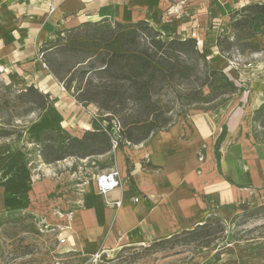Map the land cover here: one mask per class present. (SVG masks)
Masks as SVG:
<instances>
[{
  "label": "crops",
  "instance_id": "0c3cea01",
  "mask_svg": "<svg viewBox=\"0 0 264 264\" xmlns=\"http://www.w3.org/2000/svg\"><path fill=\"white\" fill-rule=\"evenodd\" d=\"M111 1L0 0V84L12 86L16 91L34 86L48 94L53 104L32 124L30 139L37 141L49 130H62L80 137L73 134L72 127L84 133L98 126L89 116L82 120L70 117L72 109H76L75 113L82 109L76 108V104H81L64 92L46 63L49 50L43 45L51 42L57 33L76 30L101 19L128 24L151 23L161 18L168 22L167 19L174 17L172 25H167L170 34L178 31L185 39L204 32L210 19H225L233 9L251 3L264 4V0H189L192 3L188 4L187 0H181L182 5L188 6V13L183 6L181 13L163 16L169 8L166 0ZM261 32L264 38V28ZM219 115L220 111L194 114L190 139L183 138L180 126L172 125L139 145L119 146L114 162L122 180L118 190L103 196L93 183L83 194L76 190L69 193V202L80 201L82 205L76 208L70 204L72 216L65 218L64 224L54 226L55 236L66 239L61 247L69 246L62 254H67L68 259H79L100 246L109 250L113 245L163 239L191 226L204 212L238 209L264 193V140L245 128L242 116L236 115L220 124ZM38 126L40 131L33 134ZM225 126L227 133L218 162L215 149ZM203 147L205 155L199 161L198 152ZM7 153L8 146L1 142L0 211L16 207L43 213L47 207L42 204L49 200L48 196L53 197L51 191L57 194L58 182L46 179L36 184L35 193L30 196L39 199L38 203H30L28 195L18 201L15 196L23 191L26 180L19 175L10 180L6 178L11 173ZM62 166L60 162L58 167ZM115 201L121 202L119 208L109 204ZM41 219L46 223L44 217Z\"/></svg>",
  "mask_w": 264,
  "mask_h": 264
},
{
  "label": "rangeland",
  "instance_id": "374dc122",
  "mask_svg": "<svg viewBox=\"0 0 264 264\" xmlns=\"http://www.w3.org/2000/svg\"><path fill=\"white\" fill-rule=\"evenodd\" d=\"M108 1L112 3L111 0ZM166 1H168L169 8L163 13V16L175 15L184 11L183 6L185 5H182L181 0ZM190 2L192 3V1ZM190 2L187 0V4ZM187 7L186 5L185 10L188 13ZM240 9H233L225 19H210L204 32L190 37L198 41V48L201 51H207L208 59L213 67L225 72L235 82L238 90L210 105H195L189 108L183 107L185 101L179 98L182 91H168L162 96L163 102L174 108L172 111L174 126H180L183 129L184 139H190L194 114L197 112L216 114L220 111V124L240 115L245 128L247 127V130L256 138L264 140V110L262 109L264 107V38L262 29L258 28L260 34L253 40L259 46L257 51L239 52L237 46H233L222 55L217 47V39L220 35H229L234 40V35L240 32L231 25L234 21L232 15ZM174 19V17H170L167 19L168 22L162 18L154 19L149 24L155 30L162 32L164 38L184 39V37H180L178 31L170 34V27L167 25H172ZM103 20L105 19L93 23ZM110 21L117 22L111 19ZM93 30L95 29L80 28L79 30L57 33L51 42L43 45L45 50L56 46L49 50L46 57L54 59L59 64L58 66H61L60 73L64 81L67 82L72 78L70 89L65 88L64 82H60V84L64 92L76 99L75 89L79 86L85 87L88 77L82 78L72 69L75 62L83 59L88 53L86 52L87 47L80 45L93 42L88 39V35ZM223 46L226 48L227 44ZM96 82L97 80H95ZM16 88L21 89V87ZM1 95L0 121L4 115L2 110L5 108L2 100L6 102L4 100L6 97H1ZM80 104V106L76 104V108L82 109L76 113V109H72L73 115L69 110L70 105H67L70 117L82 120L84 116H89L96 125L107 126L108 122L105 118L110 114L102 111L94 103L80 102ZM11 110L15 113L16 110L20 114L24 113L14 105ZM39 116L38 113L26 114L20 122L15 124L17 131H23L26 134L25 137L16 138L13 136L0 140V143L8 146V168L11 173L6 178L10 180L19 175L26 180L24 189H21L23 191L18 192L15 196L18 201L21 196H30L31 193H35L36 184L46 179L58 182L57 194L55 195L51 191L53 197L48 196L49 200L42 204L47 207L43 213H34L16 207L0 211V264H52L57 258H64L66 264H264V193H259L255 200L247 201L238 209L235 207L214 213L204 212L191 226L181 228L169 237L151 242L113 245L107 250V253L103 246H100L87 253L85 258L68 259L69 256L62 252L69 246L61 247L53 231L54 226L65 223V218H69L71 213L69 210L71 206L80 208L82 205L80 201L75 203L68 201L72 190L79 193L78 185L82 182L88 183L86 188L91 187L99 173L115 166L117 151L112 150L109 154H105L103 159L100 156L87 159L68 158L61 161L62 167H58L60 162L46 164L41 155L40 145L29 137V129L33 123L38 121ZM15 118L18 119V116ZM111 123L113 124L112 130H114L115 124L119 123V116L117 115ZM40 129L41 126L35 127L32 131L33 134H37ZM72 129L73 134L83 135L80 128L72 127ZM54 132L56 135H60L62 140L68 136H76L62 130H54ZM198 155L199 161H202L205 155L204 147L200 149ZM54 166L56 168L52 170ZM29 202L38 203L39 199L35 200L30 196ZM43 217L46 223L41 219ZM202 225H206V228L199 227ZM193 230L194 232H192ZM205 232L210 233L206 235ZM69 239L71 244L76 247L75 240L72 237ZM97 254H101L98 260Z\"/></svg>",
  "mask_w": 264,
  "mask_h": 264
},
{
  "label": "trees",
  "instance_id": "16d2710c",
  "mask_svg": "<svg viewBox=\"0 0 264 264\" xmlns=\"http://www.w3.org/2000/svg\"><path fill=\"white\" fill-rule=\"evenodd\" d=\"M232 19L231 25L240 32L234 35L235 41L229 35L218 37L220 53H227L233 46H237L239 52L257 51L259 46L253 40L260 34L258 28H264V4L246 5L236 11ZM81 28L95 30L88 35V39L93 42L80 45L86 46L88 53L73 65L74 72L82 78L88 77L85 87L75 89L77 100L85 104L94 103L110 114L105 118L108 124L85 131L80 137L68 136L65 140L56 135L54 130L44 132L37 142L46 164L110 153L113 137L111 121L117 115L121 126L119 146L139 145L156 132L167 130L174 125V108L162 99L168 91H182L179 98L185 101L183 107L189 108L210 105L238 90L225 72L213 67L207 51L198 48L195 38H164L146 21L126 24L105 19L99 23H85ZM224 44H227L226 48ZM55 47L51 46L47 50ZM45 58L57 79L64 82L66 89H70L72 78L64 81L60 73L61 66L54 59ZM0 95L6 97V102L2 100L5 108L0 121V139L25 137L22 130L17 131L15 124L26 114H40L53 105L49 95L34 86L16 91L12 86L0 84ZM12 105L24 113L20 114L17 110L13 112ZM226 133L225 126L215 149L218 162L220 146ZM199 227L206 228V225ZM209 233L205 232L206 235Z\"/></svg>",
  "mask_w": 264,
  "mask_h": 264
},
{
  "label": "built area",
  "instance_id": "2783aa9c",
  "mask_svg": "<svg viewBox=\"0 0 264 264\" xmlns=\"http://www.w3.org/2000/svg\"><path fill=\"white\" fill-rule=\"evenodd\" d=\"M120 129H121V126L118 123V124H115L114 130H111V134L113 136L112 137V150L114 151H116L120 145L119 144L120 143L119 142ZM108 133L110 134V132ZM87 184H88L87 182H82L80 183V185H78V192L80 194H83L85 192V188ZM95 184L97 186L98 192L103 196H107L108 194H110L111 192L115 190H118L122 186L120 171L115 167L102 171L95 177ZM109 204H113L114 206L118 208L121 206L120 201H115ZM72 214L73 213H70L69 217H71ZM57 239L61 245H64L66 243V239L62 235H58ZM100 257H101V254L96 255L97 260ZM53 264H66V263H65V259L58 258L54 261Z\"/></svg>",
  "mask_w": 264,
  "mask_h": 264
},
{
  "label": "bare ground",
  "instance_id": "6f19581e",
  "mask_svg": "<svg viewBox=\"0 0 264 264\" xmlns=\"http://www.w3.org/2000/svg\"><path fill=\"white\" fill-rule=\"evenodd\" d=\"M140 245V244H139ZM145 246V245H144ZM105 252L107 253V250H105Z\"/></svg>",
  "mask_w": 264,
  "mask_h": 264
}]
</instances>
